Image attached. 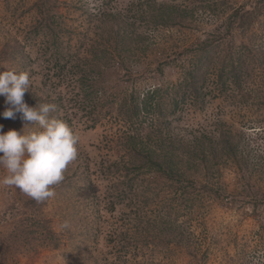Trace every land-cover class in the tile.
Wrapping results in <instances>:
<instances>
[{"label": "rangeland", "instance_id": "obj_1", "mask_svg": "<svg viewBox=\"0 0 264 264\" xmlns=\"http://www.w3.org/2000/svg\"><path fill=\"white\" fill-rule=\"evenodd\" d=\"M164 1L188 6V19L158 30L135 21L122 45L116 31L123 25L104 14L113 6L123 12L128 0H47L70 60L62 64L76 74L58 81L50 69L51 51L33 36L36 27L46 31L38 1L0 0V51L14 38L22 47L0 72L29 74L24 99L29 92L62 96L60 117L78 136L77 159L53 186L52 197L38 203L0 184V264H264V0ZM257 9L252 29H239L232 12ZM209 45L211 63L202 61L207 71L198 99L177 96L179 103L171 106L172 90H180L192 60ZM243 47L252 63L248 75L239 89H219L224 57ZM95 53L103 57L97 66L89 63ZM80 70L87 86L98 82L112 102L100 101L97 122L89 115L95 98L77 95ZM157 88L163 91L162 114L129 127L120 109L124 100L134 95L141 101ZM7 107L0 96V113ZM0 125L3 132L25 135L39 130L19 113L14 119L0 116ZM135 130L147 144L172 151L183 169L180 178L165 181L144 170L136 175L137 165L119 149L120 138ZM224 134L237 151L222 142ZM114 165L126 170L127 179L139 176V182L128 181L131 191L129 184L114 188L123 174ZM172 198L179 209L171 207ZM115 202L120 203L112 211ZM126 242L128 250L121 252Z\"/></svg>", "mask_w": 264, "mask_h": 264}, {"label": "trees", "instance_id": "obj_2", "mask_svg": "<svg viewBox=\"0 0 264 264\" xmlns=\"http://www.w3.org/2000/svg\"><path fill=\"white\" fill-rule=\"evenodd\" d=\"M38 6L40 7V19L39 20L44 28L43 30L41 26L36 27L34 31V37H41L42 42L47 46L46 51H51L50 59H51V72L53 74V78L57 79L58 81L62 78L65 80H70V74L71 76L76 75L72 71L68 72L66 71L67 62L62 64V61L66 58V60L70 61L66 55L63 54V49L61 48V25L58 23H55L53 20V16H51L50 8L46 6L47 0H37ZM111 1V0H109ZM203 0H192V4H195L197 2L201 3ZM209 1V0H208ZM206 0V2H208ZM111 3V2H110ZM225 1H223L222 7L224 5ZM120 5V4H116ZM262 9V8H261ZM261 9H257L254 11L247 12V14L239 15V11L232 12V15L236 18L237 21V27L239 29H242L244 32L250 31L252 27L255 25V16L256 13L260 12ZM188 10L189 7L181 6L179 4H175L174 2L170 1H164V0H128V3L125 4V10L122 12L119 10L118 7L113 6L110 7V9H107V13L104 14L107 15V17H110L114 23L123 25L121 26L122 29H118L116 33L119 35L118 40H116L119 44H124L127 40L128 33L130 32L129 29L133 28L134 22L141 20L146 23L147 27L152 26L154 30L158 29H165L172 26H175L179 23H181L183 20L188 19ZM100 13V12H99ZM104 12L100 13L101 16ZM192 14V11H190ZM247 15V16H246ZM52 17V18H51ZM239 17V18H238ZM128 29V31H127ZM118 37V36H116ZM117 39V38H116ZM9 41V40H8ZM6 42V45L3 46V51H0V59L2 66L7 61H16L17 56L15 55L18 53V56L21 54L20 44H18V40L16 38L13 39V41ZM13 43V45H12ZM26 43V42H25ZM60 43V44H59ZM247 47H243L240 52L231 53L230 55H226L223 60V64L221 68H219V75L217 76V81L219 83V89L226 90L229 87H235L236 89H239L241 87L242 81L245 78L246 75H248L249 65L252 64L251 61L247 60L245 58L244 52H246ZM213 49L212 45L207 46V48L200 54H197V56L194 58V61L191 62V71L188 72L185 80H183V85L181 86L180 90L176 92L175 89L172 90L171 95V106H176L177 103H179L176 99L177 96H179V99H186V98H192V99H198L199 92L203 88L205 84V72L207 71L204 69L205 63H202V61H205L208 63V65L211 63L210 60H208V57L206 56L209 54L210 50ZM246 49V50H245ZM262 50V49H261ZM91 55V54H90ZM257 55V54H256ZM206 56V57H205ZM256 56H253L255 59ZM93 61H89V63L93 62V64L97 66V63L100 59L103 57H100L98 54H93L91 56ZM252 58V59H253ZM71 59V58H70ZM250 63V64H249ZM77 67V66H76ZM81 72L83 70H80ZM78 74V73H77ZM86 72H82L79 74V78H76V83L79 86V91L77 92L78 97H81L80 99H86V97H92L93 99V105L89 109V115L93 117L92 122H97L99 117V103L100 101H104L102 104L103 106L110 105L112 102H109L107 97H105L104 92H101V88L97 85L98 82L94 85H88L87 86V75H85ZM51 84V83H50ZM48 84H43V88L45 86L47 87ZM85 87L90 88V91H87ZM45 91V90H44ZM43 90L42 93H45ZM163 91L159 88L151 91L150 93H147L146 96H144L141 101L139 99H135L134 95H131V98H129L128 101L124 100L123 104L121 105L120 109H124V113L122 116H124L125 123L128 124L129 127L137 125V127L140 128V125L143 123L142 121L145 119V117L149 115H154L157 113L158 115L162 114L163 105L162 102L160 103V96ZM166 92V91H165ZM167 94V92L165 93ZM49 96V95H47ZM104 99V100H102ZM63 98L62 96L58 98H53L51 96L45 98L42 96H39L36 93H27L24 99V102L29 107H36L40 103H49L56 105V111L50 113V117L57 118L60 120H65L63 117H60V110L63 105ZM84 102V101H83ZM93 126V123H92ZM132 131V130H131ZM226 136H221L222 142L227 146H232V148L237 151L238 146L233 145L231 143L230 137L227 134H224ZM119 149L124 150L126 156L129 159L130 164L137 165L135 172L136 175L140 174V171L144 170L145 172H152L155 175L161 176L165 181L170 180L171 182H175V180L180 178L181 173L183 172L182 167H177L176 165L179 164V162H175L178 160L177 158L174 160V155L171 150L164 151L162 146H158L157 142L155 145L152 143H146L144 141V136L141 132L138 130H135L133 132H129V134L125 137L120 138L119 143ZM231 149L229 154L231 158L236 157L234 150ZM234 157H232V156ZM240 160L238 161V163ZM187 165H189V161H186ZM184 166V164H182ZM113 169V166H110ZM108 168V172H110L111 168ZM115 171L121 175L122 180H118L119 183L114 184V188L118 186H126L127 184L131 183L132 180H136L139 182L138 178L139 176H135L133 178L127 179L126 177H130L125 173V169L123 170V167H117L114 165ZM185 167V166H184ZM138 172V173H137ZM119 175V176H120ZM125 180V182H124ZM129 181V183H128ZM134 182V181H133ZM142 183V182H140ZM132 184H129V189L132 190L131 186ZM173 184H171L172 187ZM179 185V184H178ZM117 189V188H116ZM179 189V188H178ZM121 194L118 195L120 198ZM113 197V195H112ZM118 198V199H119ZM120 201V200H118ZM173 201H175L173 198L168 202L172 203L173 206L177 209L181 207V205H174ZM120 203V202H119ZM115 202L112 206V211L115 207V205L119 204ZM171 205V204H170ZM254 206V210H255ZM126 247L123 245L120 249L121 252H125L128 249V243L126 242Z\"/></svg>", "mask_w": 264, "mask_h": 264}, {"label": "clouds", "instance_id": "obj_3", "mask_svg": "<svg viewBox=\"0 0 264 264\" xmlns=\"http://www.w3.org/2000/svg\"><path fill=\"white\" fill-rule=\"evenodd\" d=\"M30 83L27 72H0V96L9 105L0 116L14 119L19 113L39 126L25 135L14 129L3 132L0 125V167L6 171L0 184L16 187L40 203L54 195L53 186L63 181L68 165L77 159L78 136L66 122L50 117L56 105L29 107L24 102Z\"/></svg>", "mask_w": 264, "mask_h": 264}]
</instances>
